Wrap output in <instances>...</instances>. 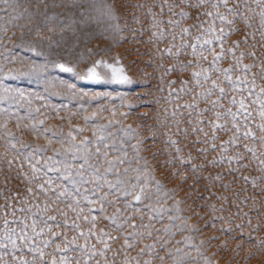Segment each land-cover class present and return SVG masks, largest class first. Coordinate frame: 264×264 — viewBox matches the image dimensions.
Segmentation results:
<instances>
[{
	"label": "snow or ice",
	"instance_id": "snow-or-ice-1",
	"mask_svg": "<svg viewBox=\"0 0 264 264\" xmlns=\"http://www.w3.org/2000/svg\"><path fill=\"white\" fill-rule=\"evenodd\" d=\"M0 3L8 5L0 9V19L15 13L12 20L23 18L30 4L35 5L33 10L49 8L47 0ZM72 5L73 0H62L59 7L70 11ZM133 7L148 19L145 28L133 16L141 23V34H151L148 43L169 44L157 51L173 61L165 75H176L168 81L170 103L175 107L169 113L171 124L164 125L168 131L163 155L169 157L165 163L179 162L193 172L219 168L215 181L240 173L249 182L243 171L252 163L264 173V159L245 143L264 145V0H151L150 4L144 0ZM234 34L240 38L232 40ZM100 64L97 61L87 68L93 80L99 79L96 68ZM55 66L73 71L64 63ZM103 66L111 70L112 81L130 82L123 67ZM34 112L39 109L17 118L35 119ZM43 124L38 120L32 130L51 135L47 146L22 144L6 162L7 172L0 162V198L4 199L0 204V264H164L168 258L179 264L169 245L178 234L197 229H189L181 215L183 201L175 200L174 190L156 178V168L141 154L144 141L138 133L129 126L118 135L110 130L112 122L93 124L92 138L77 143V134L84 129L65 135L62 130L42 129ZM53 140L69 147L63 152L51 149ZM49 151L52 156L47 155ZM213 152L217 155L212 156ZM200 157L203 163L192 167ZM209 176L213 178L211 172ZM259 179L264 181V175ZM221 187L229 185L221 183ZM168 199H173L172 207H165ZM188 242V238L176 240L175 253L180 254L179 245Z\"/></svg>",
	"mask_w": 264,
	"mask_h": 264
},
{
	"label": "rangeland",
	"instance_id": "rangeland-1",
	"mask_svg": "<svg viewBox=\"0 0 264 264\" xmlns=\"http://www.w3.org/2000/svg\"><path fill=\"white\" fill-rule=\"evenodd\" d=\"M61 2L47 0L49 8L37 10L30 4V12L23 18L12 20L11 15H18L15 13L0 19V162H3V171H8L6 162L16 156L22 144L48 145L52 139L50 134L32 130L38 120L44 121L42 129L62 130L65 135L70 130L84 129L77 134V143L84 137L92 138L93 124L112 122L110 130L118 135L130 126L138 133V139L144 141L141 154L156 168V178L167 189L174 190L175 200L183 201L181 215L189 229H197L178 234L169 245L179 264H264V181L259 179L264 173L260 172L258 164L252 163L243 171V175L250 178L245 182L240 173L215 181L220 169L212 170L211 166L206 171L193 172L191 167H182L179 162L174 166L165 163L169 157L163 155L164 133L168 131L164 125L171 124L169 113L175 107L170 103L168 81L175 80L176 75L171 72L165 75V69L170 68L173 61L157 51L169 44L148 43L151 34H141V23L147 28L148 19L133 5L142 4L144 0H73L70 11L59 7ZM7 7L0 3V9ZM133 16L141 23H136ZM53 27L55 31L50 32ZM239 38L232 36V40ZM168 39L170 41L171 37ZM208 58L211 60V56ZM97 61L123 67L130 82L112 81L111 70L103 64L96 68L99 79L93 80L87 68ZM60 63L73 71H61L55 66ZM185 100L187 97L179 103ZM30 109H39L33 113L35 119L18 120V116H26ZM86 116L94 120L86 122ZM245 143L255 149L257 157L264 159V145ZM50 147L63 152L69 145L53 140ZM47 155L52 156L53 152ZM203 161L200 157L192 167ZM28 171L25 168V172ZM173 172L180 175L173 177ZM252 178H255L254 184ZM221 183L229 188L221 187ZM11 190L9 188V192ZM224 196L229 199L223 200ZM3 203L4 199L0 198V204ZM173 204V199H168L165 207ZM185 238L189 242L179 245L180 254L175 253V241ZM185 255L188 258L181 260ZM164 264H176V261L168 258Z\"/></svg>",
	"mask_w": 264,
	"mask_h": 264
}]
</instances>
